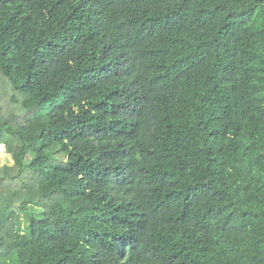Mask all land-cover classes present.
<instances>
[{"label": "trees", "instance_id": "obj_1", "mask_svg": "<svg viewBox=\"0 0 264 264\" xmlns=\"http://www.w3.org/2000/svg\"><path fill=\"white\" fill-rule=\"evenodd\" d=\"M2 151L0 264H264V0H0Z\"/></svg>", "mask_w": 264, "mask_h": 264}, {"label": "rangeland", "instance_id": "obj_2", "mask_svg": "<svg viewBox=\"0 0 264 264\" xmlns=\"http://www.w3.org/2000/svg\"><path fill=\"white\" fill-rule=\"evenodd\" d=\"M13 164H14V161H13L12 156L6 153L5 151H2L0 153V167L4 165L12 166Z\"/></svg>", "mask_w": 264, "mask_h": 264}]
</instances>
